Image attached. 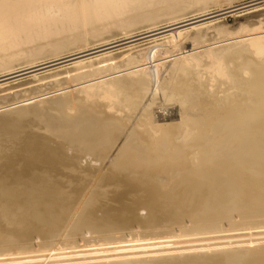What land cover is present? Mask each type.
<instances>
[{
	"label": "bare ground",
	"instance_id": "bare-ground-1",
	"mask_svg": "<svg viewBox=\"0 0 264 264\" xmlns=\"http://www.w3.org/2000/svg\"><path fill=\"white\" fill-rule=\"evenodd\" d=\"M237 1L0 0V77L169 31L0 85V264H264V19L172 28Z\"/></svg>",
	"mask_w": 264,
	"mask_h": 264
},
{
	"label": "rangeland",
	"instance_id": "rangeland-1",
	"mask_svg": "<svg viewBox=\"0 0 264 264\" xmlns=\"http://www.w3.org/2000/svg\"><path fill=\"white\" fill-rule=\"evenodd\" d=\"M250 2V1H253V0H238L237 2L238 3H246V2ZM258 3H257V2ZM236 2V3H237ZM252 3V2H251ZM250 3V4H251ZM254 4H255V6H254ZM251 5H253V6H251L250 7V10H248L249 12H247V10H244L243 12H238L237 14H233L234 12H229V13H226V14H222L223 12H219L218 11V8H215V7H213L211 10H209V11H207V12H205V13H203V15H201L202 13H199V14H195V15H190L188 18H191L190 20H188L189 22H187V21H185L184 23L182 22V24H177L176 26L177 27H175V25L174 26H172V28L174 27V28H177V29H185V28H190V27H192V26H194V25H197V24H201V23H210V22H214V21H217V20H226L229 24H231V25H233V24H236L239 20H243L245 17H247V18H249V19H256L258 16H260V18L261 19H264V0H254V2L251 4ZM260 5V6H259ZM253 7V8H252ZM255 7V8H254ZM217 10V11H216ZM263 10V11H262ZM212 11V12H211ZM246 11V12H245ZM214 12V13H213ZM255 14V16H253ZM208 15V16H207ZM192 16H194L193 18H192ZM197 16H199V17H197ZM257 16V17H256ZM197 17V18H196ZM222 17V18H221ZM224 17V18H223ZM255 17V18H254ZM194 18H196V19H194ZM200 18V19H199ZM194 19V20H193ZM193 22V23H192ZM184 24V25H183ZM187 24V25H186ZM180 25H182V26H180ZM179 27V28H178ZM170 29V28H169ZM165 29H163V30H155V31H151L150 33H148L147 32V35H145V36H142V39H138L137 40V38H139V37H134L133 38V41L131 40V38L129 39H127V41H126V39H125V42H127V43H124V40H122L121 42H118L117 44H115V46L114 47H112L111 45H106V46H103V47H101V48H99V51H98V48H97V52H96V49L94 50V51H86L85 53H83L82 52V54L80 53V54H75V55H71V56H68V57H64V58H62V59H60V60H57V61H55V63H53V64H51L49 67H43V66H39V67H37V66H34V67H30V68H28V70L27 69H25V70H27V71H23V72H15V73H13L14 75H12V74H10L9 76H2V77H0L1 79H0V85L1 84H4V83H7V82H10V83H13V82H15V83H17L18 81L20 82V80L22 81V80H25V79H29V78H32L34 75H33V73L34 74H36V73H40V74H42V73H44L46 70H50V69H52V68H57V67H60V66H68V65H70V64H72V62H74V61H76V60H79V59H83V58H88V57H91V56H94V55H97V54H100V53H102V52H105V51H109V50H114V51H118L119 50V48H121V47H124V46H126V45H128V44H131V43H137V42H147L149 39H151V38H154V37H156V36H159V34H161V33H166V32H169V31H166V32H162V31H164ZM154 32H155V34H154ZM158 32V33H157ZM161 32V33H160ZM149 34V35H148ZM154 34V36H152ZM157 34V35H156ZM151 36V37H150ZM145 37V38H144ZM141 38V37H140ZM143 40V41H142ZM131 41V42H130ZM130 42V43H129ZM117 45V46H116ZM102 48H103V50H102ZM105 48V49H104ZM102 51H101V50ZM108 49V50H107ZM118 49V50H117ZM95 52V53H94ZM91 53V54H90ZM67 55V54H66ZM79 55V56H78ZM77 58H76V57ZM35 68V69H34ZM43 68V69H42ZM37 69H38V71H37ZM40 69V70H39ZM34 70V71H33ZM28 71H31V73L30 72H28ZM22 73V74H21ZM24 74V75H23ZM16 75V76H15ZM28 76V77H27ZM4 77V78H3ZM11 77V78H10ZM25 77V78H24ZM3 78V79H2ZM7 78V79H6ZM20 78V79H19ZM47 104V105H46ZM41 103L38 105V103L36 104V106L37 107H41V108H43V106L44 105H46V106H44V107H48V102H44L41 106ZM51 111V112H50ZM50 113L51 114H57V113H59L58 112V110L57 109H50ZM16 113V111H6V112H4L5 114H6V117L8 116V115H12V114H8L7 115V113ZM19 112V111H18ZM4 113H1V115L0 116H2V117H4L5 116V114ZM32 113V112H31ZM4 116H3V115ZM27 114V113H26ZM28 114H29V116H27L26 115V118H32V115H33V117L34 118H36L37 119V121L39 122V127H40V129H42L43 130V132L45 131V129H43V126H45L44 124H45V122H43L44 121V116H38V115H36L35 113H33V114H30V112H28ZM31 115V116H30ZM36 115V116H35ZM2 117H0V118H2ZM38 117L39 118H41V119H39L38 120ZM28 119L29 121H27V122H29L28 124H29V127L31 128V125H32V129H34V131H35V129H36V126L38 125L37 124V121H34L33 119L34 118H32V119ZM31 120H33V122L35 123L34 125H33V122L31 121ZM30 122H31V124H30ZM43 122V123H42ZM27 124V125H28ZM43 125V126H42ZM39 127H37L38 129V131H39ZM41 131V130H40ZM42 132V131H41Z\"/></svg>",
	"mask_w": 264,
	"mask_h": 264
}]
</instances>
